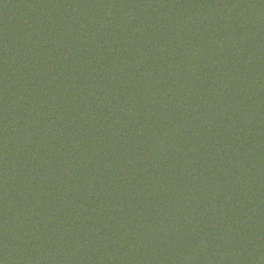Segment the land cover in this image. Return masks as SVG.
Listing matches in <instances>:
<instances>
[{"label": "water", "instance_id": "1", "mask_svg": "<svg viewBox=\"0 0 264 264\" xmlns=\"http://www.w3.org/2000/svg\"><path fill=\"white\" fill-rule=\"evenodd\" d=\"M0 264H264V0H0Z\"/></svg>", "mask_w": 264, "mask_h": 264}]
</instances>
